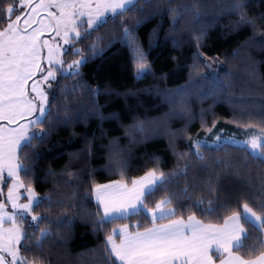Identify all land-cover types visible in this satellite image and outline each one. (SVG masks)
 I'll use <instances>...</instances> for the list:
<instances>
[{"label": "trees", "instance_id": "trees-1", "mask_svg": "<svg viewBox=\"0 0 264 264\" xmlns=\"http://www.w3.org/2000/svg\"><path fill=\"white\" fill-rule=\"evenodd\" d=\"M237 2L244 4L248 17L257 18L258 31H264V27H259L264 25V19H260L264 17V0H172L173 4L196 3L202 17L194 23L191 16H186L177 26L172 37L180 42V47L174 46L169 37L171 25L168 15H157L141 24L136 35L151 67V72L141 79L135 78L131 52L126 44L121 43L120 29L114 26L112 19L109 18L105 25L93 32L91 38L76 45L85 48L97 36L104 37L99 45L102 51L81 69L82 79L77 90L73 92L77 81L69 77L60 78L54 91L53 114L59 111L62 121L64 107L67 106L70 114L78 116V119L70 125L57 124L44 143L34 142V146L20 154L21 157L24 154L31 156L33 152L38 154V159L27 162L32 165V170L26 178L22 174V179L34 188L39 197L52 201L50 212L46 210L47 203L36 212L53 221L61 214L74 220L71 229L52 227L51 238L40 250V255L49 264H96L100 258L99 252L93 255L87 251L100 245L106 235V232L94 234L92 231L88 212L95 211L94 201L89 199L84 209H73L72 204L78 206L85 202L86 188H90L93 182L122 178L118 171L108 167L110 140L119 138L122 157L127 160L126 177L130 181L153 167L166 174L177 167L183 168L185 161H178L170 142L175 143L177 153H183L189 151L191 140L201 137L209 129H233L249 124L264 129L260 123L264 119V47L248 43L253 36L251 26L236 28L239 14H230L229 9ZM142 5L143 0L137 6ZM167 6V0H151L150 4L143 5L145 13ZM138 18L141 17L131 14L124 17L129 23ZM119 22L117 17L116 25ZM161 23L162 27L153 37L151 34ZM193 29L196 32L203 30L207 36L199 50L192 40ZM256 38L260 39L258 33ZM63 58L67 62L78 59L71 55L68 47ZM194 63L199 65L197 71H191ZM209 65L213 66L212 70ZM213 71L219 74V86L213 85L211 80L199 79L200 75H209ZM190 78L198 83L183 94L191 111L189 115L178 104L167 103L165 94L187 85ZM97 87L99 95L88 91ZM62 88H66L67 93L62 92ZM202 89L212 91L200 96ZM113 113H118L121 119H112ZM101 116L105 119L101 120ZM135 120L144 122V131L129 139L125 128ZM185 125H188L186 130ZM173 133L179 134L174 136ZM201 152L205 159L200 161L189 156L187 159L191 166L187 175L158 190L149 198V206H154L161 198L171 197L177 217L183 215L187 218L195 211L197 218L205 223L221 224L233 211H242L244 202L250 206L260 203L258 193L264 191L261 189L264 163L233 145L221 146L218 150L215 147L201 149ZM217 161L221 163L217 164ZM66 167L78 173L80 180H70ZM84 180L88 181L86 185L80 183ZM209 181L216 189L215 195L209 192ZM186 184L188 193L183 191ZM73 193L75 199L71 200ZM201 197L205 201L215 199L222 207H218L212 216H202L191 207ZM137 222L142 228L150 226V219L142 214L118 223L135 225ZM41 227H47V224L42 223ZM112 227L108 225L107 230ZM36 231L38 234L39 230ZM248 231L249 239L242 250L245 254L256 245L258 236L260 239L263 237L251 228ZM28 232L31 233L32 229L29 228ZM23 243L33 244L34 238ZM25 255L30 256L31 253Z\"/></svg>", "mask_w": 264, "mask_h": 264}, {"label": "snow or ice", "instance_id": "snow-or-ice-1", "mask_svg": "<svg viewBox=\"0 0 264 264\" xmlns=\"http://www.w3.org/2000/svg\"><path fill=\"white\" fill-rule=\"evenodd\" d=\"M140 3L141 0H0V122H5L0 123V183L6 184L8 188L6 201L0 190V264H49L40 255V250L44 242L51 238L52 227L55 226L57 230L73 227L74 220L65 214L57 216L53 221L36 212L45 203L48 205L46 210L50 212L52 201L47 197H39L34 188L25 184L22 179V174L26 178L32 170V165L27 162L38 159V154L33 152L31 156L24 154L23 157L20 154L34 146V142L44 143L57 124L70 125L78 119V116L70 114L67 106L64 107L62 121L59 111L53 114L51 105L55 100L54 91L60 78L69 77L77 81L73 92L77 90L79 80L82 79L81 69L102 51L99 45L104 37L97 36L85 48H78L76 45L91 38L93 32L105 25L109 18L112 19L114 26L120 29L121 43L126 44L131 52L135 78L141 79L151 72L146 53L136 35L141 24L157 15H168L171 25L169 37L174 46L180 47V42L172 37L177 26L186 16H191L194 23L202 18L196 3L173 4L172 0H167L166 8L158 7L147 13L143 5L150 4L151 0H143V5L138 7ZM244 7L239 2L230 6V14H239L235 26H251L253 36L248 43L264 47V31H258L257 18L248 17ZM41 13L44 16L38 18ZM129 14L141 18L129 23L124 19ZM117 17L120 18L118 25L115 23ZM160 27L162 23L151 34L153 37H156ZM193 32L192 40L199 50L207 36L203 30L196 32L193 29ZM44 33L54 34L53 39L62 41L71 50V55L78 59L67 62L63 58L67 49L58 43L54 45L48 40L42 41ZM257 33L260 39L256 38ZM45 50L46 57L43 55ZM45 63L46 68L43 66ZM200 63L203 64V61ZM198 67L194 63L191 71H197ZM199 79L211 80L216 86L221 84L219 74L215 71L209 75H200ZM29 81H32L30 91ZM197 83V80L190 78L187 85L166 93V102L178 104L190 115L188 101L183 94ZM61 91L67 93L68 90L62 88ZM88 91L93 95H99L100 92L98 87L89 88ZM211 91L212 89H202L199 95L206 96ZM100 119L105 118L101 116ZM112 119L119 121L121 117L118 113H113ZM260 123L264 126V119ZM187 127L185 125V130ZM246 127L253 128L255 125L249 124ZM143 131L144 122L139 120L125 128L129 139ZM178 134L173 133L174 136ZM225 145L243 148L252 158L264 163L262 129L243 141H222L217 136L216 144L209 145L203 140H191L189 151L183 153H177L175 143L170 142L178 161H185L183 168L177 167L172 173L166 174L158 167H153L145 171L144 175L129 181L125 171L127 160L122 157L119 138L110 140L108 167L118 171L122 178L106 184L93 182L90 188H86L85 202L78 206L72 204L73 209H84L89 199L95 203V211L88 212L92 231L94 234L106 232L100 245L87 250L93 255L100 253L96 264H217V261L218 264H264V239L259 236L256 245L251 246L247 254L242 251L249 239V228L264 234V191L258 193L261 197L258 205L250 206L248 202H244L243 210L233 211L224 218L222 224L205 223L197 218L195 211L187 219L183 215L177 217L171 197L161 198L154 206H149V198L158 190L165 189L181 176L187 175L191 166V161L187 159L189 156L203 161L205 157L201 149L210 150L215 147L218 150ZM220 163L217 161V164ZM206 168L204 165L203 169ZM65 171L70 180H80L78 173L67 167ZM9 180L11 183H8ZM80 183L86 185L88 181ZM22 188L27 193V203L20 202ZM208 189L210 194H216L211 181L208 182ZM261 189L264 190V181ZM183 191L188 193L187 184ZM70 199H75V193ZM8 204L11 205V212L7 211ZM191 207L202 216H212L222 205H218L215 199L205 201L201 197ZM141 214L146 219L150 218V226L142 228L139 222L135 225L118 223ZM42 223L47 224V227H41ZM108 225H113L110 231L107 230ZM29 228L32 229L31 233L28 232ZM33 238V244L24 245V241ZM33 248L36 249L35 252L31 251ZM26 253L31 255H25Z\"/></svg>", "mask_w": 264, "mask_h": 264}, {"label": "rangeland", "instance_id": "rangeland-1", "mask_svg": "<svg viewBox=\"0 0 264 264\" xmlns=\"http://www.w3.org/2000/svg\"><path fill=\"white\" fill-rule=\"evenodd\" d=\"M43 16H44V13H41L40 17H38V18H42ZM14 18L15 17H13V19ZM21 23H23V17H22ZM33 27H35V25H33ZM29 30H31V29H29ZM53 37H54V34H52V33H44L41 36V40L42 41L43 40H48L50 43H53L54 45L58 43L64 49H67V47H68L67 45H63V42L60 41L58 38H56L54 40ZM43 55L45 57L47 56V51L46 50L43 52ZM43 66L46 68L47 64L45 63ZM209 68L212 70L213 66L209 65ZM31 83H32V81H29V91H30ZM0 123H5V122H0ZM21 123H23V121H21ZM261 130L262 129H259L257 127H253V128L236 127V128H233V129H227V128L211 129L210 131L208 130L206 133H204L201 137L195 138L194 140H196V139L203 140V141H206L209 145H215L216 144V137L217 136L221 137L222 141L223 140H232V139L238 140V141H243V140L248 139L254 133H259ZM5 176H6V173H5ZM8 183H11V181L9 180ZM0 190H2L3 199L6 201L7 200V191H8L7 185L3 184V183H0ZM20 192L23 194L20 202L21 203H27V193H26V191L22 188L20 190ZM7 211L8 212L12 211L10 204L7 205ZM28 219L30 220L31 218L28 217ZM262 239H263V237H262Z\"/></svg>", "mask_w": 264, "mask_h": 264}, {"label": "crops", "instance_id": "crops-1", "mask_svg": "<svg viewBox=\"0 0 264 264\" xmlns=\"http://www.w3.org/2000/svg\"><path fill=\"white\" fill-rule=\"evenodd\" d=\"M111 181H114V180H110V181H107V182H103L101 184H106V183H110ZM243 210V209H242ZM150 219V218H149ZM184 219H187V218H184ZM222 224V223H221ZM263 239H264V234H263ZM217 264H218V261H217Z\"/></svg>", "mask_w": 264, "mask_h": 264}]
</instances>
